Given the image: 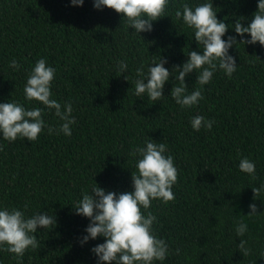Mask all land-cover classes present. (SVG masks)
<instances>
[{
    "label": "trees",
    "instance_id": "trees-1",
    "mask_svg": "<svg viewBox=\"0 0 264 264\" xmlns=\"http://www.w3.org/2000/svg\"><path fill=\"white\" fill-rule=\"evenodd\" d=\"M205 2L211 0H169L167 16L154 21L150 33H140L141 40L113 10L94 9L93 0L80 7L70 0H0V104L39 107L45 124L60 128L63 121L54 109L24 96L28 74L45 58L56 70L51 99L71 102L75 118L71 136L49 134L48 127L35 141L8 142L0 134V210L16 208L26 217L47 212L56 223L33 234L37 250L28 248L22 259L0 251V264H97L91 249L104 238L81 245L90 221L72 207L95 184L106 193L132 192L131 174L140 157L131 153L149 138L166 144L165 155L173 156L178 171L175 199L153 200L141 209L156 217L153 232L170 250L153 264H264V214L247 217L251 203L258 214L264 212V192L253 200L251 189L264 183V48L257 43L229 49L236 71L229 78L218 68L202 86L204 99L191 108L182 109L171 97L176 74L160 100L134 95L141 65L147 72L161 57L171 72L189 51H200L192 29L174 13L182 3ZM258 2L212 0L217 20L229 27L222 39L236 35L235 18L250 23ZM13 58L21 65L17 70L9 66ZM119 61L128 65L122 75ZM196 75L185 79L189 93L201 87ZM197 115L214 122L211 130H193ZM244 157L255 163L256 180L239 170ZM239 221L247 225L243 237L235 234ZM241 239L248 241V255L238 248Z\"/></svg>",
    "mask_w": 264,
    "mask_h": 264
},
{
    "label": "clouds",
    "instance_id": "clouds-1",
    "mask_svg": "<svg viewBox=\"0 0 264 264\" xmlns=\"http://www.w3.org/2000/svg\"><path fill=\"white\" fill-rule=\"evenodd\" d=\"M83 3L84 0H70V4L75 7L83 6ZM93 8L113 10L122 17L129 29L134 30L133 34L139 36L140 33H150L153 30V22L167 16L169 0H93ZM214 9L212 0L210 3L195 6L182 3L176 9L175 17L178 20L182 19L183 24L192 29L200 51H189L186 62L179 66L173 65L171 72L164 67L167 60L161 57L158 58V62L154 61L148 67L147 72L141 65L136 69L138 78L134 82V95L140 97L146 94V98L158 101L164 97L165 83L176 74L175 80L179 83L172 86L171 97L182 109L191 108L204 99L202 86L210 82L218 68L229 78L236 71V60L229 55V49L237 44L245 46L257 43L264 48V0H259L257 11L247 26L243 23L246 18H235L231 30L236 35L228 36L227 40L222 37L229 31L228 24L225 20H217V12ZM237 36L242 38L239 43ZM245 36H249L250 39H243ZM139 38L141 39L140 36ZM9 66L14 70L21 67L15 58ZM117 67L122 75L128 65L124 61H119ZM55 71L53 67L47 65L45 58L39 59L28 74L23 91L26 101H37L47 109H54L55 115L63 121L60 128L56 130L48 127L42 118L43 109L39 107L26 109L17 102L2 103L0 134L3 140L13 142L19 137L35 141L45 127H48L49 134L56 131L57 134L62 132L65 136H71V125L75 123L71 102L62 105L51 99V82L55 79ZM193 72L198 73L195 82L201 87L189 93L185 79ZM124 79L126 80V77ZM213 123L201 115L191 120L194 131H199L202 127L211 130ZM2 150L3 145H0V151ZM166 152V144L149 138L144 147H137L131 153L140 157L135 165L137 172L131 174L132 192L106 193L95 184L91 193H83L82 198L72 207L76 215L90 221L85 229L86 235L80 240L81 245L97 237L104 238V243L91 249L97 257V264H153L154 261H164L169 255L170 250L166 241L157 238L153 232L156 217L151 212L145 215L141 210L149 209L153 200L168 203L175 199L172 186L177 181L178 171L174 166L173 156L165 155ZM239 170L249 174L252 180H256L255 163L247 157L240 159ZM251 189L253 200H256L264 192V183ZM248 207L247 217L264 214V212L258 214L255 203L249 204ZM53 226H56L54 214L40 212L26 217L24 211L4 208L0 210V251H6L14 254L17 259H22L28 248L37 250L38 241L33 235L37 229L45 230ZM246 232L247 225L239 221L235 228L236 236L243 237ZM247 243V240L241 239L238 244L243 255L250 253V249L246 247ZM176 254H179V249L176 250Z\"/></svg>",
    "mask_w": 264,
    "mask_h": 264
}]
</instances>
